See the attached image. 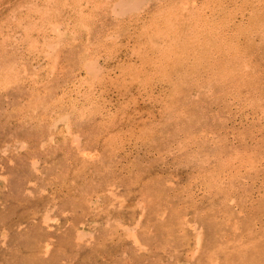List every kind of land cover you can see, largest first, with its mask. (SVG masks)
Listing matches in <instances>:
<instances>
[{
  "label": "rangeland",
  "instance_id": "rangeland-1",
  "mask_svg": "<svg viewBox=\"0 0 264 264\" xmlns=\"http://www.w3.org/2000/svg\"><path fill=\"white\" fill-rule=\"evenodd\" d=\"M116 1L0 0V264H264V0Z\"/></svg>",
  "mask_w": 264,
  "mask_h": 264
},
{
  "label": "bare ground",
  "instance_id": "bare-ground-1",
  "mask_svg": "<svg viewBox=\"0 0 264 264\" xmlns=\"http://www.w3.org/2000/svg\"><path fill=\"white\" fill-rule=\"evenodd\" d=\"M133 1H135V0H118V1H116L113 5H114V12H115V14L119 17L118 18V20H120V19H122V17L124 16H126V15H128V13L127 12H129L130 10H133L134 9V2ZM144 1V0H143ZM152 1V0H151ZM195 1V0H194ZM193 0H190V3H191V5H193L195 2H194ZM46 2H48V1H46ZM92 2V1H91ZM167 2V0H154V6H152L151 8L153 9L154 7H161V5H164L163 7V9H165L166 7H165V4L164 3H166ZM91 4V3H90ZM142 4V3H141ZM183 5H186V3L185 2H183ZM174 6V5H173ZM196 6V5H195ZM195 6H193V7H195ZM102 7V6H101ZM168 7V6H167ZM197 7V6H196ZM184 8V11L187 9V6H184L183 7ZM100 9V8H99ZM141 9V8H140ZM155 9V8H154ZM197 9V8H196ZM137 10V9H136ZM156 11V10H155ZM135 12V11H134ZM144 12V9L142 8L141 10H139V13L138 14H141V13H143ZM202 13V12H201ZM111 15V14H110ZM129 17V16H128ZM160 17V16H159ZM117 19V18H116ZM130 19V18H129ZM192 19V18H191ZM123 21H119L118 22V24H120L121 26H122V24L121 23H123V22H125V20L126 19H122ZM178 21V20H177ZM190 21V20H189ZM186 22H188V21H186ZM58 23V22H57ZM193 23V22H192ZM199 23H201V22H199ZM183 24H185V23H183ZM190 24H191V22H190ZM157 25V24H156ZM179 26V25H178ZM182 26H180V28H181ZM187 27V26H186ZM189 27V26H188ZM191 27V26H190ZM100 28V27H99ZM173 28V27H172ZM184 28V27H183ZM169 29V28H168ZM189 29V28H188ZM220 29V28H219ZM162 30V29H161ZM191 30V29H190ZM52 31H54L55 33H57V35L59 36L60 34H61V31H59V24H55V25H53V27H52ZM184 31V30H183ZM185 31H186V28H185ZM199 32V31H198ZM168 33V32H167ZM170 33V32H169ZM171 34V33H170ZM72 35V34H71ZM113 35V34H112ZM176 37V36H175ZM188 38V37H187ZM107 39V38H106ZM177 39V38H176ZM108 40V39H107ZM225 40V39H224ZM188 43V42H187ZM48 45H49V43H48ZM53 45V44H52ZM56 46H59V44L57 43V45ZM51 47V46H50ZM55 48V47H54ZM198 48V47H197ZM199 48H200V46H199ZM56 49H57V47H56ZM54 51H55V49H54ZM163 51V50H162ZM49 52V51H48ZM57 52V51H56ZM183 52V51H182ZM57 55V54H56ZM57 58V57H56ZM93 59V58H92ZM132 61V60H131ZM86 64H83V66H84V68H85V70L86 71H89L90 73H92L93 74V76H95L96 75V73L101 69L100 67H99V64L97 63V61H95V59L93 60V61H86L85 62ZM132 63V62H131ZM241 66V65H240ZM135 68V67H134ZM168 73V72H167ZM197 73V72H196ZM99 73H97V75H98ZM124 74V73H123ZM120 75V74H119ZM139 75V74H138ZM201 76V75H200ZM247 76V75H246ZM111 77V76H110ZM121 77V76H120ZM113 78V77H112ZM202 79V78H201ZM108 81V80H107ZM118 81V80H117ZM123 81V80H122ZM79 100V99H78ZM151 101V100H150ZM104 103V102H103ZM130 103V102H129ZM134 105V104H133ZM132 106V105H131ZM139 107V106H138ZM151 107V106H150ZM151 110V109H150ZM171 110V109H170ZM169 110V111H170ZM128 111V110H127ZM60 114V113H59ZM83 115V114H82ZM140 115H142V114H140ZM65 116V115H64ZM152 119H154V118H152ZM62 121V120H61ZM63 122V121H62ZM157 122V121H156ZM155 122V123H156ZM68 123H66V125H67ZM15 125V124H14ZM69 125V124H68ZM53 129V128H52ZM67 131V130H66ZM69 132V131H68ZM69 136H71V141L73 142V145L77 148V149H79L80 150V152H81V155H84V156H87V157H89L90 159L92 158V155H91V152L90 151H88V150H84V148L83 147H81V143H80V139H79V137H78V135H74V134H72V133H70L69 134ZM47 139V138H46ZM48 139L49 140H54V137H52L50 134H49V136H48ZM17 142V141H16ZM71 142V143H72ZM99 146V145H98ZM99 148V147H98ZM176 158V157H175ZM88 159V158H87ZM223 159H224V155H223ZM36 163H37V160L36 159H34V160H32L31 161V163H30V165L31 166H33L34 168H35V165H36ZM87 163V162H86ZM103 165V164H102ZM88 168V167H87ZM232 170V169H231ZM94 171V170H93ZM3 178V177H2ZM229 178V177H228ZM54 179V178H53ZM59 179V178H58ZM62 180V179H61ZM229 180V179H228ZM29 181V180H28ZM31 182V181H30ZM105 185H106V187H104L103 189H104V192H106L107 194H108V196H112L113 197V201L115 202V200H117L118 201V203H119V206H123V202L124 201H122V199L119 197V196H117V194H116V191L114 190V187H113V184H111V183H105ZM60 188V187H59ZM96 190V189H95ZM93 194V193H92ZM90 198H91V196H90ZM198 200V199H197ZM143 201V200H142ZM232 201V200H231ZM89 202H91V201H89ZM128 202V201H127ZM88 203V202H87ZM111 203H112V201H111ZM130 203V202H129ZM132 203V202H131ZM94 204V203H93ZM113 204V203H112ZM126 204V203H125ZM128 205V204H127ZM114 206V205H113ZM112 206V207H113ZM235 206V205H234ZM40 209V208H39ZM83 209H84V207H83ZM141 210H142V212L145 210V206H141ZM126 213V212H125ZM141 215H143L142 213H141ZM140 216V215H139ZM138 216V217H139ZM48 219H49V217L47 216V214H45L44 216H43V218H42V220H43V222H47L48 221ZM124 221H125V219H124ZM187 221H189L188 219H187ZM107 222V221H106ZM189 223V224H188ZM187 223V227H189L190 229H191V233H192V235H193V237H194V239H193V244H194V247L192 248V250L190 251V253H189V255L187 256V259L185 260V262H183L184 264H195L196 262H195V260H196V258L198 259V257L200 258L202 255V257H204L205 258V254H206V251L208 250L207 248H205V235L202 233V231H201V229H199V227H196V226H194L193 224H191L190 222H188ZM137 225H139V219L137 220H135V224L133 225V226H131V227H128L127 226V230H128V232L130 233L129 234V236L131 237V239L133 240V243H134V245H135V247H136V249H138V250H145L146 248H147V243H145V242H143L142 241V239H141V237H140V235H138V231H135V228H137ZM119 227H120V225H118ZM123 226V225H122ZM234 228V227H233ZM103 229V228H102ZM77 232V231H76ZM78 233V232H77ZM247 233V232H246ZM79 234V237L81 236V235H83L84 233L83 232H79L78 233ZM96 238V237H95ZM178 238V237H177ZM115 239V238H114ZM77 241V240H76ZM88 244V243H87ZM115 244V243H114ZM207 244H209V243H207ZM224 245V244H223ZM222 244H220V248L223 246ZM48 248H49V243H46L45 244V250L47 251L48 250ZM163 248V247H162ZM224 248V247H223ZM229 249V248H228ZM227 249V250H228ZM137 250V251H138ZM210 250V249H209ZM247 249H245V251H246ZM124 251V250H123ZM216 251H217V249H216ZM216 251H214V252H212V253H210L209 255H214V253H215V255H216ZM122 252V251H121ZM237 252V251H236ZM145 253V252H144ZM179 252L177 251V253H173V254H169L168 255V257H171V258H173V260L175 259V263L174 264H180L181 263V261H180V256L179 255H177ZM208 253V252H207ZM104 256V255H103ZM112 256V255H111ZM207 256V255H206ZM218 255H216L215 256V259L216 260H214V261H210V264H216L217 263V259H218V257H217ZM208 258H209V256H208ZM111 261V260H110ZM215 261H216V263H215ZM138 262V261H137ZM231 262V261H230ZM249 262H252L253 263V259L252 258H250L249 259ZM204 263V262H203ZM166 264H170L169 262L168 263H166ZM241 264V263H240Z\"/></svg>",
  "mask_w": 264,
  "mask_h": 264
}]
</instances>
